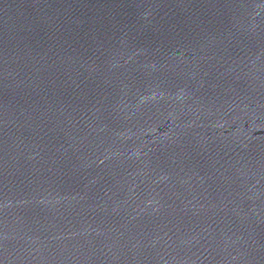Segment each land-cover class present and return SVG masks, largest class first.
<instances>
[{"label":"water","instance_id":"95a60500","mask_svg":"<svg viewBox=\"0 0 264 264\" xmlns=\"http://www.w3.org/2000/svg\"><path fill=\"white\" fill-rule=\"evenodd\" d=\"M0 264H264V0H0Z\"/></svg>","mask_w":264,"mask_h":264}]
</instances>
